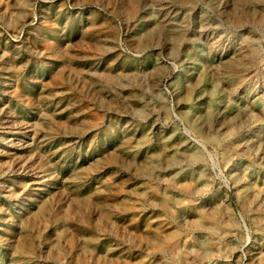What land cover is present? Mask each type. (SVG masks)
Returning <instances> with one entry per match:
<instances>
[{
	"label": "rangeland",
	"instance_id": "1",
	"mask_svg": "<svg viewBox=\"0 0 264 264\" xmlns=\"http://www.w3.org/2000/svg\"><path fill=\"white\" fill-rule=\"evenodd\" d=\"M264 0H0V264H264Z\"/></svg>",
	"mask_w": 264,
	"mask_h": 264
},
{
	"label": "bare ground",
	"instance_id": "2",
	"mask_svg": "<svg viewBox=\"0 0 264 264\" xmlns=\"http://www.w3.org/2000/svg\"><path fill=\"white\" fill-rule=\"evenodd\" d=\"M263 21H264V18H263Z\"/></svg>",
	"mask_w": 264,
	"mask_h": 264
}]
</instances>
